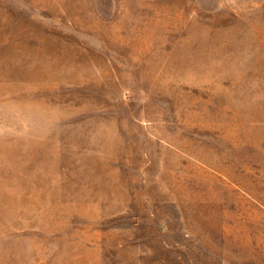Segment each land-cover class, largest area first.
Instances as JSON below:
<instances>
[{
	"label": "rangeland",
	"instance_id": "374dc122",
	"mask_svg": "<svg viewBox=\"0 0 264 264\" xmlns=\"http://www.w3.org/2000/svg\"><path fill=\"white\" fill-rule=\"evenodd\" d=\"M0 264H264V0H0Z\"/></svg>",
	"mask_w": 264,
	"mask_h": 264
}]
</instances>
